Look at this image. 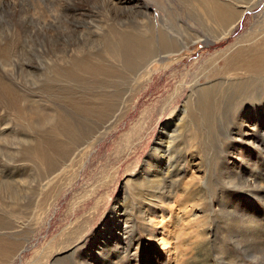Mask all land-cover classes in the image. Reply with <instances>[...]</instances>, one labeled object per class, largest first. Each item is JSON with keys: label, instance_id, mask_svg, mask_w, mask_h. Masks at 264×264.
Here are the masks:
<instances>
[{"label": "rangeland", "instance_id": "obj_1", "mask_svg": "<svg viewBox=\"0 0 264 264\" xmlns=\"http://www.w3.org/2000/svg\"><path fill=\"white\" fill-rule=\"evenodd\" d=\"M258 3L229 40L209 46L211 28L179 0H0V237L18 248L0 264H172L159 245L169 230L171 243L186 244L173 251L180 264H264V237L250 247L241 221L256 216L264 224V85L222 95L209 127L189 117L193 90L209 85L214 66L224 69L218 55L240 37H264ZM154 29L176 40L162 62L153 61L164 51ZM161 155L165 172L186 167L174 186L178 198L200 189L203 198L186 214L169 202L179 220L165 225L172 214L164 206L150 239L143 217L161 185L144 181ZM253 177L259 189L248 185ZM193 231H205L206 250L189 238Z\"/></svg>", "mask_w": 264, "mask_h": 264}, {"label": "bare ground", "instance_id": "obj_2", "mask_svg": "<svg viewBox=\"0 0 264 264\" xmlns=\"http://www.w3.org/2000/svg\"><path fill=\"white\" fill-rule=\"evenodd\" d=\"M230 1V0H229ZM237 3L235 5V3H233L232 5H229V3L227 2V0H179V2L182 4L183 6V11L184 10H187V12H189V10H191L193 13L192 15H194V19H196L197 17H201L202 18V21L204 22V24L206 25V29H210V33L211 35L209 37H212L211 40H208L206 45L208 44L209 46L210 45H216L217 43H221L225 40H229L230 36H232L236 30H237V27L241 21V19L244 17V13L247 12V10H254L258 5V0H250V1H246L244 2L241 6H239V0H236ZM234 1V2H236ZM260 6V5H259ZM188 14V13H187ZM263 14V12L261 13V15ZM260 15V14H259ZM260 15V16H261ZM262 20V26L264 25V16L263 18H261ZM261 22V21H260ZM260 22L259 25L257 24L258 27H260ZM151 24V23H150ZM261 26V27H262ZM256 27V26H255ZM257 27V28H258ZM144 28V27H143ZM147 28V27H146ZM155 28V27H154ZM264 27H262L263 29ZM161 29V28H160ZM202 29V28H201ZM261 29V28H260ZM153 30V29H152ZM259 30V29H258ZM255 31V30H254ZM264 32V30H263ZM253 33V32H252ZM257 33V32H256ZM153 34V37L156 39V35H157V39H158V42L160 44V42H163L161 43L162 46L160 45H157L159 46L160 48H163L164 51H159V55H157V57L153 58V61L155 60L156 62L159 61V62H162V60H164V57L166 55H169V54H173L175 53L171 47H168V44L171 43L172 45H176V40L173 39V37L170 35V34H167L166 32H164L163 30H160L158 31V33H156L155 29H154V33L152 32ZM264 34V33H263ZM165 36V39H162V37ZM245 36V35H244ZM243 36V37H244ZM252 36V35H251ZM254 36V34H253ZM252 36V37H253ZM250 37V36H249ZM238 38V40L235 42L234 45L232 46H229V48H231V50L228 49L227 51V54L226 52H221L219 55H218V58L217 59H223L224 61V69H218V67L214 66L213 69L210 71L211 73L210 74H207V78H209L210 80V83L207 87H204L205 89L201 90L199 88H196L193 90V95H191L190 98L194 97V93L195 95L197 96V103H196V111L193 112L191 111L189 113V117H192L194 118L195 122L198 121L199 118L201 117H204V121L206 119V124L205 126L206 127H209V123H208V118H209V114L210 113H213L214 111L216 112V110L218 109V103H219V99L222 97V95H225L226 93H228L229 91L234 94H237L239 95V91H246L249 87H251L252 85H255V84H263L264 85V37H256L257 39H255L254 37L252 38ZM194 38V37H193ZM191 38V39H193ZM185 40V39H184ZM197 40V39H196ZM157 41V40H156ZM155 41V42H156ZM167 45H164L165 43ZM191 42H194L193 40ZM245 44H247V46H245ZM156 46V45H155ZM173 47V46H172ZM177 47V45H176ZM183 46H181L182 48ZM147 49V48H146ZM158 49V48H157ZM177 49V48H175ZM161 50V49H159ZM177 51V50H176ZM226 51V50H225ZM164 56V57H163ZM216 56V55H215ZM150 60L151 59H148L147 62H146V65L144 67V69H147V67L149 66L148 64L150 63ZM152 61V62H153ZM215 61V60H214ZM152 64V63H151ZM233 76V77H231ZM206 78V79H207ZM226 97V95H225ZM224 101V99H222ZM221 101V100H220ZM187 108L186 106H184L183 108V111H182V114L186 115L187 114ZM215 115V114H214ZM210 118H212V116H210ZM211 120V119H210ZM203 121V122H204ZM109 129V128H108ZM244 131V130H243ZM171 144V143H170ZM187 144V143H186ZM189 144V143H188ZM169 145V143H168ZM190 145V144H189ZM188 145V146H189ZM169 147V146H168ZM170 148V147H169ZM182 149V148H180ZM190 149V147H189ZM186 150V149H185ZM180 151V150H179ZM190 151V150H189ZM156 152H158L157 154H159V148L155 147L151 153V156L148 160L149 162V165L151 164V162L156 159L157 157V154ZM181 152V151H180ZM167 153V152H166ZM187 153V152H185ZM181 154V153H180ZM188 154V153H187ZM178 155V154H177ZM185 155V154H184ZM182 156V155H181ZM171 157V156H170ZM186 157V156H185ZM165 158L167 159V157H165L164 155H161L160 158L158 159V163L159 165L155 168V170H152L151 169V166L150 168L147 169V172L150 174L149 176H147L146 180L144 181V183L149 180V182H147V186L148 187H151L152 189L154 188L155 185H161V189L159 192L153 194V197L154 199L149 202V204L152 206H149V211L145 212L144 214V217H143V220H145V224H144V221H143V224L145 225L144 226V231L145 233L147 234V237H149L150 239H152V234L154 233V229L153 227H151L152 225H154V217L155 216H161L163 218V216L165 215V213H167L166 211V208H163L164 206H167V208L169 209L170 213L172 214V217H171V220L170 222L166 223L165 225L167 224H174L175 222H177L179 220V217H177V214H176V217H174V214H175V211L176 210V207L174 206H168L169 202H173L175 200H177V206L178 207H184L183 209V212L185 210V214L186 213H189L190 211H188L187 209V205L191 204L194 201H198L199 197L200 199H202L203 197H201L203 195V193L201 194V196H199V193H200V190L202 189H198L199 191L195 192V193H191V195H189V197L187 195H185L184 197L181 195L179 196L178 198V190L176 187L177 183H178V178L180 177L179 174L183 171V166L184 165H181L178 163V165L176 167H171L175 170V172L171 171L170 169L165 172L164 169H162L160 167V165L162 164V162L165 160ZM173 159V158H172ZM187 159V158H186ZM180 160V158H179ZM181 160H184V157L182 156V159ZM180 160V161H181ZM245 161V160H244ZM173 162V161H172ZM185 162V161H183ZM169 164V163H168ZM186 164V163H185ZM170 166H167V168H169ZM167 168L165 167V169L167 170ZM184 168H186L184 166ZM161 169V171H160ZM204 170V169H203ZM163 171V172H162ZM177 172V173H176ZM166 173V174H164ZM173 174L171 177L169 176L170 174ZM235 175V174H234ZM175 176V177H174ZM137 177V176H136ZM174 177V178H173ZM142 178V177H141ZM172 178V179H171ZM249 178V177H248ZM134 179V178H133ZM167 180H170V183L167 184L170 185V191L166 190L164 191L162 189L163 185L166 183ZM263 180V179H262ZM184 181V179L182 180ZM193 181V180H192ZM248 181H250L248 179ZM248 181L247 184H248ZM138 182V181H136ZM135 182V183H136ZM194 182V181H193ZM192 182V183H193ZM258 182V180H257ZM188 184H184V187L185 189H188L190 188V186L192 185V183L187 182ZM211 183V182H210ZM261 183H263L261 181ZM197 184V183H196ZM212 184V183H211ZM245 185V184H244ZM249 186H253V188H258L260 186H257L256 184V180H254V177L252 178V181L249 182L248 184ZM247 185V186H248ZM260 185V184H258ZM178 186V185H177ZM199 186H201L199 184ZM208 186V185H207ZM179 187V186H178ZM202 187V186H201ZM212 187V186H211ZM194 188V187H193ZM250 188V187H249ZM248 188V189H249ZM174 189L175 192L177 191V193H174ZM217 189H219V185L216 186V191ZM230 189V188H229ZM246 189V188H245ZM259 189V188H258ZM212 190V189H211ZM210 190V191H211ZM250 190V189H249ZM257 190V189H256ZM180 191V190H179ZM191 191H194V190H191ZM190 191V192H191ZM230 191V190H229ZM234 191V190H233ZM264 191V190H263ZM214 192V191H213ZM226 192V191H225ZM228 192V191H227ZM235 192V191H234ZM233 192V193H234ZM251 192V190H250ZM260 192V191H259ZM177 194V197H175ZM219 194V192L217 193ZM225 194V193H224ZM227 194V193H226ZM229 194V193H228ZM207 195V194H206ZM245 195V193H244ZM243 195V196H244ZM252 195V194H251ZM209 196H210V192H209ZM208 196V197H209ZM232 196V195H231ZM246 196V195H245ZM220 197V196H219ZM215 199V198H214ZM248 199V198H247ZM220 200V199H219ZM218 200V201H219ZM227 200V199H226ZM242 200V199H241ZM245 200V199H244ZM252 200V199H251ZM254 200V199H253ZM196 201V202H197ZM256 201V200H255ZM142 202V201H141ZM215 202V201H214ZM220 202V201H219ZM218 202V204H220ZM248 202V201H247ZM251 202V201H250ZM199 203V201H198ZM206 203V202H205ZM254 203V202H253ZM139 204V203H138ZM162 204H164L162 206ZM166 204V205H165ZM171 204V203H170ZM239 204V203H238ZM200 205V204H199ZM245 205V204H244ZM132 206V205H131ZM196 206V205H195ZM194 206V207H195ZM222 206V205H220ZM231 206V205H230ZM259 206V205H258ZM193 207V208H194ZM214 207V206H213ZM219 207V206H218ZM234 207V206H233ZM138 208V206H137ZM189 208V207H188ZM219 213L222 212V210H224L225 208L223 207H219ZM228 208V207H227ZM191 209V208H189ZM195 209V208H194ZM231 209V208H229ZM243 209V208H242ZM258 209V208H257ZM140 210V209H138ZM215 210V208H214ZM228 210V209H226ZM235 210V209H233ZM141 211V210H140ZM139 211V212H140ZM211 211V209H210ZM217 211V210H216ZM232 211V210H231ZM132 213V211H129ZM137 212V211H136ZM226 212V211H225ZM224 212V213H225ZM236 212V210H235ZM241 212V211H240ZM245 212V211H243ZM218 213V211H217ZM246 213V212H245ZM262 213V211H261ZM134 214V213H132ZM143 213H141L142 215ZM232 215V214H231ZM242 215H244L242 213ZM123 218L126 216L125 214L121 215ZM226 216H229V213H226L225 214V217ZM241 216V215H240ZM131 217V216H130ZM135 217V216H134ZM218 217V216H217ZM256 217V216H255ZM255 217H241V221L243 223V228L244 230H242V233L244 234V236L246 237L247 239V244H251L250 247H255V243H258V242H261L263 243L262 241H259V240H262V238L264 237V224L259 220V218H255ZM140 218V217H139ZM212 218V217H210ZM227 218V217H226ZM113 219H119L118 216H114L113 215ZM129 219V218H128ZM219 220H221L219 217L217 218ZM125 220V219H124ZM133 220V219H132ZM156 220V218H155ZM228 220V218H227ZM141 221V219H140ZM211 221V220H210ZM218 221V220H217ZM233 221V220H231ZM235 221V219H234ZM240 221V220H239ZM238 221V222H239ZM240 221V222H241ZM222 222V221H221ZM237 222V223H238ZM116 223V222H115ZM128 223H130L127 219H126V224L128 225ZM141 223V222H140ZM159 222H157L156 224H158ZM213 223V222H211ZM233 223V222H232ZM237 223H234V225H236ZM134 224V223H133ZM132 224V225H133ZM162 223H160L161 225ZM126 225V226H127ZM131 225V224H130ZM140 224H138L139 226ZM164 225V223H163ZM165 225L163 226L164 230H165ZM213 225V224H212ZM231 225V223H230ZM229 225V226H230ZM232 225V227L234 226ZM217 226H219L217 224ZM216 226V227H217ZM227 226V225H226ZM238 226V225H237ZM128 227V226H127ZM211 227V225H210ZM107 226H105V230H106ZM139 228V227H138ZM221 228V227H219ZM228 228V227H226ZM135 229V227H134ZM142 229V228H141ZM218 229V228H217ZM224 229V228H223ZM223 229H221L222 231H224ZM239 229V228H238ZM212 230V229H211ZM229 230V229H228ZM240 230V229H239ZM142 231V230H140ZM156 231V230H155ZM207 231V230H206ZM220 231V230H219ZM226 231V229H225ZM134 232V231H133ZM139 232V231H138ZM143 232V231H142ZM240 232V231H239ZM78 233V232H77ZM131 233V232H130ZM129 233V234H130ZM144 233V234H145ZM173 233L172 230H169L168 231H165L163 233V238L161 239V243L159 245H161L163 248H165L167 250V253L169 255V261L170 262H173L172 264H180L179 262V257L180 256H175V253H173V251H176L177 254H180L182 253L183 251V247H186V244L182 243V242H176V243H171V240H170V237L169 235ZM196 231H193L189 234V238L192 240V239H195L196 241L195 242H198L197 246H199V248L203 247L202 249H205V246L203 245V239H205L206 237V233L205 231H202L199 233V236L195 234ZM213 233V231H212ZM217 233V232H216ZM226 233V232H225ZM235 233V232H234ZM233 233V234H234ZM132 234V233H131ZM140 234V232H139ZM195 234V235H194ZM210 235V234H209ZM225 235V234H224ZM237 235V234H236ZM235 235V236H236ZM239 235H241V233H239ZM133 236V235H132ZM139 236V235H138ZM140 236H143L142 233ZM145 236V235H144ZM156 236V235H155ZM215 236V235H214ZM217 236V235H216ZM219 236V234H218ZM229 236V235H228ZM243 236V235H242ZM135 237V236H134ZM76 238V242L79 243L80 239L81 238V235L80 234H76L75 236ZM145 238V237H144ZM228 238V237H227ZM235 238V237H234ZM237 238V237H236ZM132 239H135V238H132ZM225 239V238H224ZM264 239V238H263ZM70 240V239H69ZM136 240V239H135ZM141 240V239H140ZM145 240V239H144ZM142 240V241H144ZM210 240V239H209ZM213 240V239H212ZM232 240V239H231ZM237 241V239H235ZM234 240V241H235ZM230 241V240H229ZM244 241V240H243ZM141 242V241H140ZM149 242V241H148ZM217 242V241H216ZM246 242V241H245ZM134 243V242H133ZM144 243V242H143ZM193 243V242H191ZM210 243V242H208ZM212 243V242H211ZM218 243V242H217ZM226 243V241H225ZM224 243V244H225ZM243 243V242H240V244ZM260 243V244H261ZM214 244V243H212ZM235 244V243H234ZM246 244V245H247ZM143 245V244H142ZM145 245V244H144ZM195 245V244H194ZM219 245V244H218ZM151 246V245H150ZM208 246H210L209 244H207V248ZM213 246V245H212ZM217 246V244H216ZM113 247V246H112ZM120 247V246H118ZM129 246H127L128 248ZM137 247V245H136ZM135 247V248H136ZM145 247V246H144ZM211 247V246H210ZM214 247H215V244H214ZM221 247V246H220ZM230 247V246H228ZM263 247V246H262ZM21 248V247H20ZM106 248V247H105ZM212 248V247H211ZM219 248V247H218ZM225 248V247H224ZM244 248V247H243ZM261 248V247H260ZM17 244L15 242H5L1 237H0V258H7L8 257H11V255H13V253L16 252L17 250ZM76 249H78L77 247L74 249L76 251ZM129 249V248H128ZM137 249V248H136ZM216 248H214L213 250H215ZM230 249V248H229ZM228 249V250H229ZM259 249V248H258ZM22 250V248H21ZM23 250H27V248H23ZM107 250V249H106ZM127 250V249H126ZM138 250V249H137ZM146 250V249H145ZM206 250V249H205ZM218 250V249H216ZM220 250V248H219ZM223 250V249H221ZM225 250V249H224ZM233 250V249H232ZM231 250V251H232ZM235 250V249H234ZM252 250V248H251ZM255 250V248H254ZM261 250V249H260ZM80 251V250H79ZM133 251V250H132ZM193 251V250H192ZM212 250H210L211 252ZM226 251V250H225ZM238 251V250H236ZM247 251V250H246ZM258 251V250H257ZM21 252V251H20ZM24 252V251H23ZM129 252V251H128ZM213 252V251H212ZM98 253H101L98 251ZM103 253V252H102ZM101 253V254H102ZM131 253V252H130ZM133 253V252H132ZM205 251H201L200 253V256L203 258L202 260L206 262L205 260ZM214 253V252H213ZM228 253V252H227ZM252 253V252H251ZM255 252L252 253V256H255L254 254ZM117 254V253H116ZM126 254V253H125ZM124 254V255H125ZM136 254V253H135ZM212 254V253H211ZM210 254V255H211ZM216 254V252L214 253ZM212 254V256L214 255ZM244 254V253H243ZM20 255V254H19ZM108 255V254H107ZM123 255V256H124ZM209 255V256H210ZM227 255V254H226ZM230 254H228L227 256H229ZM235 255V254H234ZM239 255V253H238ZM250 255V254H249ZM117 256H119L117 254ZM121 256V257H123ZM211 256V257H212ZM225 256V255H224ZM120 257V258H121ZM127 257H129L127 255ZM127 257L125 259H127ZM134 257V256H133ZM215 257H219V254L218 256H215ZM242 257V255H241ZM250 257V256H249ZM119 258V259H120ZM149 258V257H148ZM200 258V257H199ZM209 258V257H208ZM223 258V257H222ZM234 258V257H232ZM237 258V257H235ZM253 258V257H252ZM136 259V258H135ZM162 259V258H161ZM210 259V258H209ZM208 259V260H209ZM226 259V258H225ZM230 259V258H229ZM249 259V258H248ZM247 259V260H248ZM251 259V258H250ZM256 259V257H255ZM118 260V259H117ZM131 260V259H130ZM147 260V259H146ZM219 260V258H218ZM222 260V259H221ZM243 260V259H242ZM246 260V258L244 259ZM243 260V261H244ZM252 260V259H251ZM250 260V261H251ZM258 260V259H257ZM256 260V261H257ZM115 261V260H114ZM223 261V260H222ZM229 261V260H228ZM242 261V262H243ZM249 261V262H250ZM262 261V260H261ZM118 262V261H117ZM129 262V261H127ZM179 262V263H178ZM211 262V261H210ZM220 262V260H219ZM225 262V261H224ZM234 262V261H233ZM140 263V262H138ZM137 263V264H138ZM165 263V262H164ZM214 263V262H213ZM244 263V262H243ZM123 264V263H122ZM221 264V263H220ZM233 264H238V261H236V263H233ZM257 264V263H256Z\"/></svg>", "mask_w": 264, "mask_h": 264}]
</instances>
